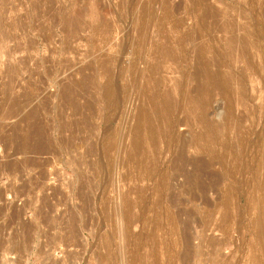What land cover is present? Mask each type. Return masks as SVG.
<instances>
[{
    "label": "rangeland",
    "instance_id": "rangeland-1",
    "mask_svg": "<svg viewBox=\"0 0 264 264\" xmlns=\"http://www.w3.org/2000/svg\"><path fill=\"white\" fill-rule=\"evenodd\" d=\"M0 264H264V0H0Z\"/></svg>",
    "mask_w": 264,
    "mask_h": 264
},
{
    "label": "bare ground",
    "instance_id": "bare-ground-1",
    "mask_svg": "<svg viewBox=\"0 0 264 264\" xmlns=\"http://www.w3.org/2000/svg\"><path fill=\"white\" fill-rule=\"evenodd\" d=\"M205 80L206 82H209L210 81V77H208V75L205 76Z\"/></svg>",
    "mask_w": 264,
    "mask_h": 264
}]
</instances>
